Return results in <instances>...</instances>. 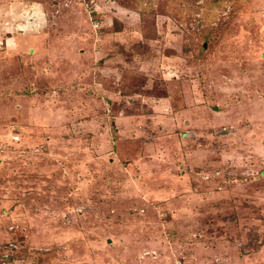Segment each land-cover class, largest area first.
Instances as JSON below:
<instances>
[{
    "label": "rangeland",
    "instance_id": "obj_1",
    "mask_svg": "<svg viewBox=\"0 0 264 264\" xmlns=\"http://www.w3.org/2000/svg\"><path fill=\"white\" fill-rule=\"evenodd\" d=\"M0 264H264V0H0Z\"/></svg>",
    "mask_w": 264,
    "mask_h": 264
},
{
    "label": "built area",
    "instance_id": "obj_2",
    "mask_svg": "<svg viewBox=\"0 0 264 264\" xmlns=\"http://www.w3.org/2000/svg\"><path fill=\"white\" fill-rule=\"evenodd\" d=\"M12 138H13L14 140L18 139V135H17V134H14V135H12Z\"/></svg>",
    "mask_w": 264,
    "mask_h": 264
}]
</instances>
